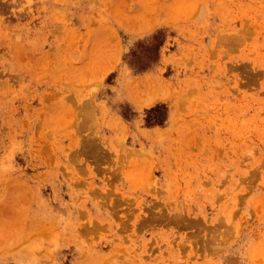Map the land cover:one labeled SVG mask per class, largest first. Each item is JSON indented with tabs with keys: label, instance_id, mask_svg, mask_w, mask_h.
Here are the masks:
<instances>
[{
	"label": "rangeland",
	"instance_id": "374dc122",
	"mask_svg": "<svg viewBox=\"0 0 264 264\" xmlns=\"http://www.w3.org/2000/svg\"><path fill=\"white\" fill-rule=\"evenodd\" d=\"M0 264H264V0H0Z\"/></svg>",
	"mask_w": 264,
	"mask_h": 264
}]
</instances>
